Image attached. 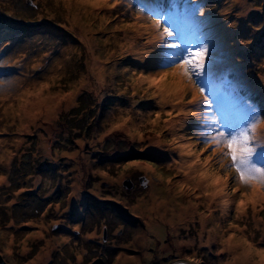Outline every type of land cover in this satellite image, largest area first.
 Here are the masks:
<instances>
[{
	"label": "rangeland",
	"instance_id": "obj_1",
	"mask_svg": "<svg viewBox=\"0 0 264 264\" xmlns=\"http://www.w3.org/2000/svg\"><path fill=\"white\" fill-rule=\"evenodd\" d=\"M161 4L191 35L199 30L209 41L212 84L221 88L225 110L237 120L245 103L264 110V0H122L116 8L0 0V256L7 264H261L255 249L264 251V237L254 213L264 221V199L253 208L242 195L252 189L233 183L234 170L205 164L208 153L201 154L187 112L193 106L160 103L155 94L162 82L173 87L171 77L159 86L143 81L159 72L142 33L156 36L147 26ZM194 5L203 15L185 17ZM130 44L144 45L138 56ZM27 87L35 102L41 99L37 110H24L26 100L21 108L9 101ZM182 147L207 176L229 177L222 180L223 213L207 208V198L203 205L194 199L200 186L182 181L174 168ZM156 189L161 199L152 206ZM182 212L196 217L173 225ZM199 214L207 218L204 231ZM214 214L221 216L219 231ZM237 252L251 259L234 258Z\"/></svg>",
	"mask_w": 264,
	"mask_h": 264
},
{
	"label": "snow or ice",
	"instance_id": "obj_2",
	"mask_svg": "<svg viewBox=\"0 0 264 264\" xmlns=\"http://www.w3.org/2000/svg\"><path fill=\"white\" fill-rule=\"evenodd\" d=\"M78 2L90 4L93 8H116L122 0H113L111 3L109 0ZM184 15H203V10L199 5L186 6ZM149 18L151 22L147 27L156 32L152 41L153 68L159 72L151 77L145 76L144 79H150V86H159L161 81L171 77L173 87L168 95L174 96L176 103L193 106L187 112L194 116L191 125L197 129L198 139L202 142L201 154L208 153L205 164L216 163L225 173L234 170L231 177L233 183L251 188L253 196L259 192L264 199V191H260L264 190V131L261 130L264 126V110L257 112L254 106L245 103L237 120L231 112L225 110L213 87L212 80L216 75L215 53L210 55L209 41L203 33L198 30L195 38H190L181 19L166 11L163 4ZM180 114L177 112V115ZM168 115L171 117L172 113ZM188 155L194 153L189 152ZM200 175L204 176L205 173ZM228 179L227 175H218L213 184L219 185L221 180L226 183ZM183 187L181 185V190ZM242 195L248 196V193ZM239 203L243 207L246 201L241 199ZM261 255H264V251Z\"/></svg>",
	"mask_w": 264,
	"mask_h": 264
},
{
	"label": "bare ground",
	"instance_id": "obj_3",
	"mask_svg": "<svg viewBox=\"0 0 264 264\" xmlns=\"http://www.w3.org/2000/svg\"><path fill=\"white\" fill-rule=\"evenodd\" d=\"M143 29L145 30V28H143ZM151 30H153V29H151ZM140 32H143V31H140ZM142 34H145V35L148 36L149 43H151L150 46L154 47L152 41L154 40L155 37L153 35H150V34H147V33H144V32ZM140 46H144V45H142V44H130L127 47H128V51L130 52V51H133V50L135 51ZM135 53H136L135 55H137V56L139 55L138 51H135ZM39 62L40 61H37V62L34 61L31 66L37 67L39 65ZM149 77H151V76H149ZM99 79L100 78H98V80ZM51 80L52 79H47V82H43L42 83V87L44 85H47ZM140 80L142 81V78H140ZM143 81H147V82L150 83V79L149 80L143 79ZM162 83L164 84L163 87H159L156 90L155 94L157 95L158 99L160 100V103H167V104L169 103V105H174V103L176 102L175 97L168 95V92L172 89V87H170V83H168V82H162ZM161 88H164V91H161ZM42 91L43 90L40 91L39 95L42 93ZM29 93L33 94V90H32V88L27 87L24 90H21L20 92H17L15 97H13V96L9 97V101H10V103H16L17 102L18 108H21L22 104H24L23 101L26 100V103H25V105L23 107L24 110H32V111L37 110L39 107H41V104H42L41 99L38 98V100L35 102L34 98L31 95H29ZM43 102H44V100H43ZM27 104H28V108H27ZM177 105H179V104H177ZM177 124H178V120L171 121V122H169V127L175 128L177 126ZM173 133H175V132H173ZM174 136H175L176 139L180 138V137H177L176 135H174ZM157 145L160 146L159 142H157ZM189 152H190V150L187 147H182V148L179 149V151H178L179 163L176 164L174 168L176 170H180V172L183 171L184 180H182V181L190 182V183L193 184L194 187H196V186L197 187L198 186L201 187L202 193H201L200 196L194 197L195 200H197V201L203 200V203H202V205H203L204 204V198H207V203H208V201L209 202L212 201L211 205H207V208L218 207V209H221V212L223 213L226 210L227 206H228L227 196L223 194V191L222 192L219 191L220 189H222V186L224 185V182L221 180V183L219 185L213 184V180L219 174L217 172H214L215 174L211 173V174H209L207 176L206 175L207 171L203 170L206 167L202 166V165H195L194 163H192V161H191L192 156L188 155ZM200 173H205V175L201 176ZM181 183H183V182H181ZM161 192L162 191L159 190V189H156L154 191V195H153L154 196L153 197L154 201H153V203H151L152 206H156L155 203L158 202V199H161V198H159L157 196V195H160ZM244 199L246 201H250L249 203H253L255 205L253 208H256L257 207L256 205L260 201L261 197H260V194H257L256 196H253L252 195V191H250L248 196L245 197ZM175 200H179V198H175ZM159 204H162V203H159ZM174 206H180V205L178 203H176V201H175ZM187 208H189V210H190V207H187ZM214 215H216V214H214ZM199 216H200L199 224H200L201 229L204 231V225L208 224L207 218L205 216L203 217V214H199ZM182 217L180 215L177 218H172V220H173L172 224L173 225H175V224L176 225L185 224V222L188 221L189 219L195 218L196 214L193 215L192 213H189V212H184V213L182 212ZM213 219H215V222L217 223V227H216L217 229L216 230L219 231L218 225H219V222H221V216L219 214H217L215 216V218H213ZM254 219H255L256 226H258L259 228H262V230H260V232H262V235L264 237V221L260 220L256 213H254ZM220 230H221V228H220ZM212 233H209V236H208V239H207V243L213 241V239H212L213 234ZM252 238H254V234H253ZM232 241H233V238H230L228 240L227 244H228V246L231 247V249H235L236 247H233V245L231 243ZM57 242H58V240L55 239V240L49 241L47 243V245L44 247L46 253L44 254V256L42 258L43 260L45 258H47L46 256H48L49 253L54 251V249L52 248V245H55L57 247ZM249 247L253 248V247H251V245H249ZM255 250L258 253L259 257H260V261L258 260L259 263L264 264V255H261L263 250H258V249H255ZM233 256H234V258L237 257L240 260L245 259L247 261V260L251 259L249 252L246 253V254H243V253L239 254L237 252L236 254L233 253ZM32 264H34V263H32Z\"/></svg>",
	"mask_w": 264,
	"mask_h": 264
},
{
	"label": "water",
	"instance_id": "obj_4",
	"mask_svg": "<svg viewBox=\"0 0 264 264\" xmlns=\"http://www.w3.org/2000/svg\"><path fill=\"white\" fill-rule=\"evenodd\" d=\"M0 264H7L3 258L0 256ZM92 264H104L102 259H98L95 262H93ZM172 264H190L189 262L186 261H174Z\"/></svg>",
	"mask_w": 264,
	"mask_h": 264
},
{
	"label": "trees",
	"instance_id": "obj_5",
	"mask_svg": "<svg viewBox=\"0 0 264 264\" xmlns=\"http://www.w3.org/2000/svg\"><path fill=\"white\" fill-rule=\"evenodd\" d=\"M184 27L187 28V29L189 28L188 26H184Z\"/></svg>",
	"mask_w": 264,
	"mask_h": 264
}]
</instances>
